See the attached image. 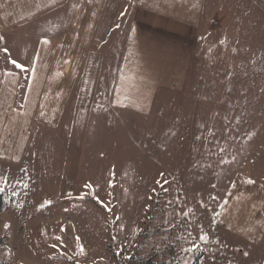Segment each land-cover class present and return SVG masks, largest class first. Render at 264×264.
<instances>
[{
	"label": "rangeland",
	"instance_id": "obj_1",
	"mask_svg": "<svg viewBox=\"0 0 264 264\" xmlns=\"http://www.w3.org/2000/svg\"><path fill=\"white\" fill-rule=\"evenodd\" d=\"M137 3L118 0L107 40L90 47L103 54L97 88L105 93L97 100L105 104ZM4 5L0 0V59L9 65L0 69L18 71L11 60H20L26 72L34 62L30 47L50 31L52 10L10 27ZM200 17L192 43L172 33L168 62L147 64L135 82H123L132 94L159 90L145 102L128 96L153 102L155 117L132 114V124L117 129L115 151L88 139L77 154L83 182L73 194L63 196L46 177L38 179L46 172L38 170V152L51 148L50 139H60L56 148L65 153L62 125L38 128L46 143L35 144L34 134L25 160L0 161V192L8 202L0 212V256L8 264H146L145 256L151 264H264V235L226 226L243 212L258 216L264 209V201L258 207L264 196V0H203ZM175 50L182 53L178 64ZM235 180H241L238 190L248 187L245 209L225 205L227 193H236ZM204 234L207 240L200 239Z\"/></svg>",
	"mask_w": 264,
	"mask_h": 264
},
{
	"label": "crops",
	"instance_id": "obj_2",
	"mask_svg": "<svg viewBox=\"0 0 264 264\" xmlns=\"http://www.w3.org/2000/svg\"><path fill=\"white\" fill-rule=\"evenodd\" d=\"M6 1L8 7L4 5L2 16L10 27L25 23L47 10H52L53 16L50 18V31L39 40L37 38L34 46L30 47L34 50L31 56L34 62L28 65V71L25 72L22 67L18 71L14 68L0 69V161L18 163L25 160L29 156L27 151L33 143L34 134L37 136L35 144L46 143V137L38 139V128L50 127L58 131L62 125L68 135L67 147H63L65 153L61 154L56 148L60 139H50L51 148L38 152V170L43 168L46 171L44 174L38 172V179L42 177V182L46 177V184L56 186L63 196L71 195L83 182L77 154L82 147L84 149L88 139L92 143L99 140L101 147L107 146L115 151L118 138H121L117 129L123 122L131 125L132 114H151V119L155 117L158 107L152 106L153 102L140 104L138 100L129 101L128 96L145 97L143 102L148 101V97L158 96L156 86L153 92L141 90L132 94L123 90L122 84L127 79L135 82L137 75L146 72L147 64L168 62L170 54L166 41L175 39L172 33L176 34L178 42L192 43L201 18L203 0H139L134 8L130 33L119 56L117 82L110 91L111 98L107 104L97 100L105 93L97 88L104 63L103 54L90 47L93 40L101 43L107 40L118 0ZM65 5L69 8L62 10ZM188 54L186 52L184 60ZM172 57L177 59L178 64L182 53L175 50ZM0 60L1 65H9L5 59ZM20 63L27 64L19 60ZM25 79L28 81L25 93L19 98L18 92ZM162 108L160 111L164 113L165 108ZM101 124H104V130L100 132L97 125ZM34 125L37 126L34 128ZM108 132L110 136L102 135ZM47 173H51V177L45 176ZM240 183L241 180H235L232 185H236L235 194L227 193L225 205L230 204L229 209H235L239 204L244 207L248 200V187L245 186V191L238 190ZM261 189L264 193V188ZM231 195L236 198L232 204ZM263 201L264 196L260 198L258 207ZM263 210L259 208L258 216L256 212L252 215H244L243 212L241 219L236 213L235 219L230 221L232 224L227 222L226 226L241 234H251L253 238L263 236Z\"/></svg>",
	"mask_w": 264,
	"mask_h": 264
},
{
	"label": "trees",
	"instance_id": "obj_3",
	"mask_svg": "<svg viewBox=\"0 0 264 264\" xmlns=\"http://www.w3.org/2000/svg\"><path fill=\"white\" fill-rule=\"evenodd\" d=\"M8 205V202L6 200V195L3 192H0V212H2ZM146 259V261H145ZM143 261L146 264H151V258H147V256L144 257ZM0 264H8L7 261L0 256ZM194 264H200L198 260L195 261Z\"/></svg>",
	"mask_w": 264,
	"mask_h": 264
},
{
	"label": "snow or ice",
	"instance_id": "obj_4",
	"mask_svg": "<svg viewBox=\"0 0 264 264\" xmlns=\"http://www.w3.org/2000/svg\"><path fill=\"white\" fill-rule=\"evenodd\" d=\"M0 39H2V37H0ZM4 51L7 52L8 50L5 48ZM11 63L13 65H16L17 67H23L22 65H19L16 60H11ZM0 179H3V178L0 177ZM247 182L248 183H254V181H252V180H248ZM86 187H90V185H86ZM0 190H2V189H0ZM81 198H83V197H81ZM96 198L99 199V197H96ZM5 227H8V225H5ZM200 239L201 240H207V235L206 234L201 235L200 236ZM81 252H83V249L82 248H81Z\"/></svg>",
	"mask_w": 264,
	"mask_h": 264
}]
</instances>
